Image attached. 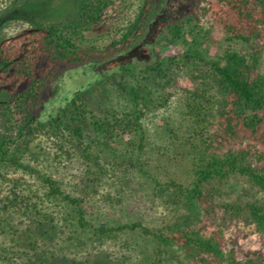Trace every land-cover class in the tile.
<instances>
[{"label": "trees", "instance_id": "obj_1", "mask_svg": "<svg viewBox=\"0 0 264 264\" xmlns=\"http://www.w3.org/2000/svg\"><path fill=\"white\" fill-rule=\"evenodd\" d=\"M9 1L17 9L26 0ZM129 1L80 0L70 22H29L17 46L0 37V90L13 88L10 102L0 103V264H91L64 255V247L86 244L83 235L106 243L127 232L155 245L139 264H165L175 248L187 264H264V252L242 253L223 229L208 233L191 222V216L197 222L205 216L215 223L222 211V228L242 220L264 233V204L224 200L225 187L237 178L264 191V150L258 148L264 143V0H200L211 7H203V15L212 11L227 45L212 53L199 40H211L199 21L169 22L145 61L137 46L167 0L148 1L124 44L102 45L95 36L102 27L114 28ZM166 51L168 58L162 57ZM43 58L91 71L116 62L126 75L119 86L127 105L99 115L75 94L66 99L64 111L40 120L36 111L55 77L38 74ZM176 68L193 75L191 86L173 82ZM163 80L183 99V122L165 128L177 152L167 162L177 159L186 170L182 179L166 171L163 161L146 159V117L156 95L165 103L172 96L164 93ZM25 83L28 87L19 90ZM243 138L251 139L245 148H223ZM42 155L47 169L39 165ZM71 164L82 167L76 183L59 175ZM139 191L152 199L157 219L102 221L99 205L131 215L126 202Z\"/></svg>", "mask_w": 264, "mask_h": 264}, {"label": "rangeland", "instance_id": "obj_2", "mask_svg": "<svg viewBox=\"0 0 264 264\" xmlns=\"http://www.w3.org/2000/svg\"><path fill=\"white\" fill-rule=\"evenodd\" d=\"M148 1H129L126 4L127 10L122 15V19L117 22L111 31H108V27H102L101 30L97 31L95 36L100 40V43L107 46H111L113 42L124 44V35L133 28L136 19H143L145 13H143L142 9H145ZM209 1L210 3H215V0ZM79 3L80 0H26L20 8L13 9L10 7L9 0H0V37L10 46H17L20 44L21 35L29 27V22H40L43 24L70 22L77 17ZM203 7H206V9L211 8L207 3L201 2L200 0H187L184 4L182 0H167L163 10L157 13L148 32L137 46L136 54L140 57L141 61H145L144 59L148 57V47H151L155 43L156 37L166 28L169 22L175 23L178 21H186L187 19L199 21L203 29L209 33L211 39L206 41L199 36L200 42H206L207 48L212 53L217 51L219 47H225L227 43L225 42L224 35L221 33L219 24L216 23L213 17L212 11L209 10V12L203 15ZM260 46L264 51V42ZM247 48L250 47H245L244 49ZM185 49L186 46H183L178 51L183 52ZM162 57L168 58L169 53L166 51L162 54ZM114 63L116 62H111L108 66L91 71L82 67L74 68L54 64L45 58L41 59L38 66V74L45 76L53 72L55 77L51 78L47 84L41 105L36 111V116L44 121L50 114H55L60 110L64 111L67 103L66 99H70L75 94H80L99 115H103L107 111L123 109L127 105V99H125V94L122 93L119 83L120 77L126 75L124 72L119 71L118 66H116L117 64ZM141 65L143 66L144 62ZM171 79L180 88L189 87L193 83V75L188 70L181 68L173 70ZM161 84L165 87L164 93L171 92L172 96L165 103L163 99H158V95H156L154 98L155 102L151 106V111L146 117L145 124L149 131L148 154L146 159L151 161L159 159L163 161L166 171L182 179L186 177V170L184 167L177 165V159H175L176 162H167L169 158L173 159L177 156V152L174 149V145L170 141H167L169 134L165 128L167 126L174 128L183 122V99L180 97V94H176L177 92L173 88L165 85V80ZM27 87L28 83H25L19 87V90H24ZM12 89L10 86L0 90V103L10 102ZM1 112L2 108H0V130L3 126ZM241 140L243 141L241 143L238 141L227 142L223 148L225 150L231 148L239 149L240 147L245 148L251 143L250 138H243ZM258 148L264 150V143L259 144ZM35 151L39 153L40 149H36ZM39 160L40 164H38L47 169L48 162L45 160V157L42 155ZM262 166H264V162ZM61 169L64 172L60 171V176L63 175L67 178V181L76 183L82 167L78 164H71L68 170ZM225 191L228 193L224 198L225 201L248 202L258 200L264 204V191L252 188L241 178L232 180L225 187ZM126 203L127 206L133 208L131 215H129L128 210L122 212L117 207L114 208L104 204L99 205L97 208L103 214L102 221L115 225L120 222L126 223L128 221H134V219L155 220L160 215L156 209H153L154 206L152 205L153 202L150 196L143 191H139L138 194H135ZM150 207L151 209H149ZM221 217L222 211L218 213V218L215 220V223L210 222L205 216H203L200 222H197V219L191 216V222L197 223L199 227H205L208 233L217 232L219 228L223 229L227 238H234L231 241V246L242 253L252 255L256 252H264V233L258 232L253 226L245 225V222L242 220H231L225 228H222L224 222ZM59 238L56 240L63 247L64 244L61 243ZM81 238L86 244L80 243L70 248L65 246L63 253L82 263L89 260L91 264H139L140 260L143 261L146 259V249L151 252L155 248V245L153 246L149 240L142 238L140 234L131 232L120 235L116 242H95L87 235H83ZM56 253L60 255V252ZM164 263L187 264L188 262L185 260L183 252L175 248L173 253L166 257Z\"/></svg>", "mask_w": 264, "mask_h": 264}]
</instances>
